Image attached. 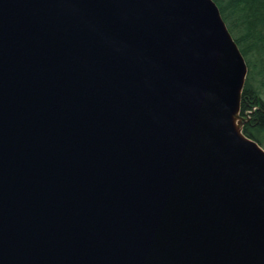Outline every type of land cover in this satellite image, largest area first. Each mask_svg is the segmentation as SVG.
I'll return each mask as SVG.
<instances>
[{"label": "water", "instance_id": "1", "mask_svg": "<svg viewBox=\"0 0 264 264\" xmlns=\"http://www.w3.org/2000/svg\"><path fill=\"white\" fill-rule=\"evenodd\" d=\"M246 70L212 0H0V264H264Z\"/></svg>", "mask_w": 264, "mask_h": 264}, {"label": "trees", "instance_id": "2", "mask_svg": "<svg viewBox=\"0 0 264 264\" xmlns=\"http://www.w3.org/2000/svg\"><path fill=\"white\" fill-rule=\"evenodd\" d=\"M212 1L247 68L239 115H251L241 132L264 149V0Z\"/></svg>", "mask_w": 264, "mask_h": 264}, {"label": "rangeland", "instance_id": "3", "mask_svg": "<svg viewBox=\"0 0 264 264\" xmlns=\"http://www.w3.org/2000/svg\"><path fill=\"white\" fill-rule=\"evenodd\" d=\"M247 71V70H246ZM245 79V78H244ZM244 83V82H243ZM239 104H240V102H239ZM238 114H239V112H238ZM251 115V113L250 112H245L243 115H239L242 119H243V121H241L242 122V125H243V122H245V121H248L249 120V116ZM239 123V122H238ZM261 147V146H260Z\"/></svg>", "mask_w": 264, "mask_h": 264}]
</instances>
